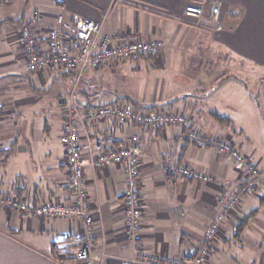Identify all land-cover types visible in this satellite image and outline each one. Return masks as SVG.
Segmentation results:
<instances>
[{"label":"crops","instance_id":"crops-1","mask_svg":"<svg viewBox=\"0 0 264 264\" xmlns=\"http://www.w3.org/2000/svg\"><path fill=\"white\" fill-rule=\"evenodd\" d=\"M188 6L203 7V17L188 19ZM213 7L220 9L221 30L211 20ZM35 12L41 14L37 35L44 51L50 30L81 17L102 23L107 34L131 33L162 43L159 56H139L133 61L165 67L168 55L174 56V67L179 70L176 81L182 91L172 97L146 103L133 94L118 93L119 88L112 89V82L101 75L105 67L89 71L77 99L82 104L106 105L126 97L140 107L161 106L192 117L211 141L232 138L243 152L250 148L252 154L247 156L260 171L259 186L222 224L209 245V264H264V152L253 150L241 129L237 130L233 116L240 115L245 106L249 113H261L264 123V0H0V198L15 195L33 206L72 199L63 146L49 150L46 138L51 144L56 138L61 143L63 106L71 95V78L57 68L27 72V57L18 36ZM68 48L77 50L74 37ZM128 61L109 67L115 72ZM244 69L250 74L249 83L243 79ZM228 77L233 78L220 85ZM224 89L239 93L240 99L231 94L219 96ZM32 109L40 110L42 116L52 115L42 130L36 131L34 123L25 121ZM90 131L98 135L96 128ZM106 131L119 145L131 136L139 138L144 214L141 238L135 245L125 237L123 170L110 166L94 172L87 167L86 188L96 219L95 252H105L104 264L132 259L139 248L155 256L194 258L220 212V192L240 187L232 162L211 145L182 142L179 136L185 129L181 127L162 126L146 133L137 123L126 127L110 123ZM263 137L262 132V142ZM28 161V172H24L19 166ZM181 165L204 172L212 180L200 183L166 170V166ZM83 231V225L71 221L23 219L17 211L0 207V264H61L53 256V245L77 240Z\"/></svg>","mask_w":264,"mask_h":264},{"label":"built area","instance_id":"built-area-1","mask_svg":"<svg viewBox=\"0 0 264 264\" xmlns=\"http://www.w3.org/2000/svg\"><path fill=\"white\" fill-rule=\"evenodd\" d=\"M201 6H188L185 16L188 19H201L204 15ZM41 14L35 12L32 19L26 22L19 32V44L27 57V72L40 73L47 69L57 68L70 75L72 86L68 102L63 106V130L61 143L65 152L68 173V186L72 199L69 203L52 200L38 205H30L26 200L15 195L0 198V207L8 211H17L21 218L31 217L64 219L84 227L79 236L80 248L77 259L82 264H104V251L95 252V209L87 192L86 168L94 172L110 166H118L125 175L122 206L125 217V237L137 245L142 233L144 206L141 200V146L138 136H131L122 144L107 133L110 123L126 127L137 123L146 132H154L162 126H176L185 129L179 136L182 142H189L199 147L209 145L220 156L228 158L239 174L240 187L234 191L224 188L219 195L220 212L210 224L200 251L194 258H169L165 255L155 256L139 248L134 258L124 259L120 264H209V245L217 237L222 224L232 212L240 206L241 201L254 193L259 186L260 171L232 139L211 141L194 125L190 116L178 111L160 108L136 107L123 99L106 105L85 103L77 99V90L87 73L119 64L139 56L156 57L162 43L147 42L136 34H107L103 24L91 19L75 18L72 24L50 30L47 35V49L39 45L37 26ZM211 20L221 30L220 9L213 7ZM71 37L77 40V50L70 51L68 42ZM96 128L94 137L90 128ZM171 175L207 183L212 177L193 168L166 166Z\"/></svg>","mask_w":264,"mask_h":264},{"label":"rangeland","instance_id":"rangeland-1","mask_svg":"<svg viewBox=\"0 0 264 264\" xmlns=\"http://www.w3.org/2000/svg\"><path fill=\"white\" fill-rule=\"evenodd\" d=\"M166 62V66L161 67L159 65L153 66L151 62L146 60H129L128 62L118 66L119 68L115 69V72H113L114 70L110 67H107L103 70V73H101V75L104 76L106 82H112V89L119 88L118 93H127L129 95L133 94L136 100H138L139 102L150 103L153 99L161 101V99L164 97H172L175 91L178 93L179 91H182L179 90L181 87L176 81V76L178 75L179 70L178 68L174 67V56L171 57L170 55H168ZM244 71L245 73L243 79L245 81L247 80V83H249V80L251 79L250 74L247 73V70L244 69ZM230 94L232 97L240 99L239 93L236 95V93H232L229 89H224V91L218 93V95L222 97H225L227 95L229 96ZM242 105L244 104L242 103ZM37 107L40 108V106ZM160 107L161 106H158L157 108ZM246 110L247 108L245 106H242L240 115L233 114L236 121H234L236 128L237 130L241 129L245 139L249 140L251 145H253V150L260 151L262 154L264 152V137L262 142V132L264 134V123L261 113H259L258 111H250L249 113ZM49 113H52V111H50ZM25 115V121L31 124L34 123L36 131L42 130L45 124V120L49 122L50 120H52L51 114H49L48 116H42L40 115V110L38 111L37 109H32ZM51 136L53 137V134ZM46 138L48 139L47 145L49 150L56 151L58 148L62 147L57 138L53 144H51V140L49 139V137ZM22 139L23 138H21L20 141H22ZM48 149L41 151V154L43 155V153H47L49 151ZM243 153H246L245 155L252 154L250 148L248 151ZM18 159L22 161L24 160V157L20 156L18 157ZM16 164H19L18 161L16 162ZM28 164L29 161L26 162V165L21 164L19 167L21 170L24 169V172H28ZM15 168H18V166H15Z\"/></svg>","mask_w":264,"mask_h":264},{"label":"trees","instance_id":"trees-1","mask_svg":"<svg viewBox=\"0 0 264 264\" xmlns=\"http://www.w3.org/2000/svg\"><path fill=\"white\" fill-rule=\"evenodd\" d=\"M142 57H147V56H142ZM152 57H147V59H151ZM100 69V68H99ZM233 77H228L225 80H223V82L220 83V85L230 79H232ZM235 79V78H234ZM124 100V99H123ZM125 101L134 104L136 107H140L138 104H135V102H133V100H131L130 98H126L125 97ZM148 107H152L150 109L153 108H157L158 106H148ZM145 107V108H148ZM217 120H219L220 122L226 123L228 124L229 122L220 116H216ZM80 241L79 239L77 240H68L62 243H56L53 245V256L55 258V260L61 264H72L74 262H78L77 259V253L78 250L80 248Z\"/></svg>","mask_w":264,"mask_h":264}]
</instances>
